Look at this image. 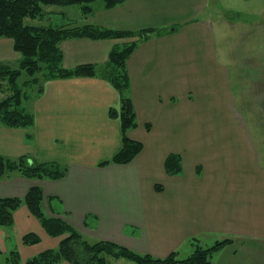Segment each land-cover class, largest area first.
<instances>
[{"label": "crops", "instance_id": "crops-1", "mask_svg": "<svg viewBox=\"0 0 264 264\" xmlns=\"http://www.w3.org/2000/svg\"><path fill=\"white\" fill-rule=\"evenodd\" d=\"M254 1L257 8L237 10L228 0H124L112 7L96 0L87 16L78 5L63 7L66 20L98 28L155 29L126 61L129 87L123 94L132 99L137 122L126 133L143 147L128 163L100 165L122 145L120 120L110 114L121 93L105 72L44 81L28 104L33 124H0V154L56 161L67 172L41 180L11 172L0 179V197H22L39 184L47 214L94 241L111 240L154 256L189 253L192 237L264 243V125H257L249 99H243L228 39L231 22L240 17L251 28L250 19L261 16L264 23V0ZM247 35L242 29L233 39L243 44ZM117 42L64 40L63 66L93 63L107 70ZM19 58L13 40L0 37V63L16 67ZM170 153L181 156L182 170L175 175L164 168ZM29 232L39 234L38 243L23 244ZM55 243L24 204L11 226H0V251L16 249L24 260ZM229 247L216 253L219 264H243L236 252L224 257Z\"/></svg>", "mask_w": 264, "mask_h": 264}, {"label": "trees", "instance_id": "trees-1", "mask_svg": "<svg viewBox=\"0 0 264 264\" xmlns=\"http://www.w3.org/2000/svg\"><path fill=\"white\" fill-rule=\"evenodd\" d=\"M94 1L96 0H0V37L11 38L14 50L20 56L16 67L0 63V91L7 93L0 98V124L10 127H28L33 124V116L27 110L26 103L40 95L44 81L81 76L93 77L99 72L93 63L78 64L71 68L64 67L60 48L62 41L80 37L127 38L120 47H114L110 51L107 70L103 68L102 71L121 93L119 107L112 109L110 114L120 120L122 145L117 153L102 161L100 165L128 163L142 150L143 144L129 138L126 133L129 128L137 124L132 99L123 94L129 87L126 61L137 44L147 39L151 33L155 32V29L124 31L98 28L89 23L77 24L72 19L55 25L39 24L36 21L54 11H48L50 6L63 8L78 5L82 15L87 16L93 10ZM102 1L106 7H112L124 0ZM55 11L65 18L66 13L63 9ZM39 75L40 79H38ZM22 76L24 79L20 82ZM28 85L34 86L35 89L32 99L25 89ZM164 168L170 175L180 173L182 170L180 154H168ZM14 171H18L25 177L39 180L58 179L66 174L67 167L56 161L38 160L30 155L9 158L0 154V179ZM158 188L161 187L158 186ZM22 204L39 220L49 236L59 237L56 247L47 248L27 258L26 264H58L62 260L70 264H108L109 257L124 258L136 264H211L214 254L232 240L230 238L216 239L209 244L202 242L198 237H192L189 239L192 250L185 257L181 256L177 250L165 256H154L134 251L111 240L88 241L73 226L45 212L44 195L39 184L29 187L22 197H0V226L9 227L13 224L14 212ZM39 240V236L34 232L26 233L22 237V242L25 244H34ZM18 258L16 249L8 253L0 251V259L5 260L4 264H18L20 261Z\"/></svg>", "mask_w": 264, "mask_h": 264}, {"label": "rangeland", "instance_id": "rangeland-1", "mask_svg": "<svg viewBox=\"0 0 264 264\" xmlns=\"http://www.w3.org/2000/svg\"><path fill=\"white\" fill-rule=\"evenodd\" d=\"M228 2L235 4L237 10H245V8H257L258 3L254 0H228ZM64 8H60L57 6H50L48 8L49 10H54L52 13H47L44 18L41 20H36L39 24H60L61 22L67 21L66 18H64L61 14L56 13L55 10L60 11ZM71 8L70 11H73ZM69 11V13H70ZM252 13V12H251ZM228 14V13H226ZM247 17H250L248 13H243ZM230 16V15H228ZM234 17V16H233ZM239 17V16H238ZM235 17V18H238ZM231 21H234V19H231V17H228ZM261 18V16H260ZM260 18L250 19L254 20V26L251 28L246 22L249 19H242L241 17L238 19L239 23L231 22L232 28L231 33L228 36L232 51V58L234 57V61L239 64H236V67L239 69L236 70L240 74L241 80H242V94L243 99L248 100L245 101L249 107L252 109L251 112L255 115L257 125L262 126L264 125V23L261 21ZM29 21V20H28ZM35 21V22H36ZM79 24H84L79 19L76 20ZM244 30V32L249 33V38H246V41L244 40L243 44L238 41H234L233 35L236 33H240V30ZM249 29V30H248ZM234 33V34H232ZM253 38L254 41H251ZM118 42L115 45V47H120L121 43L127 41V38H117ZM243 49V50H241ZM236 56V57H235ZM63 65V63H62ZM243 68V69H242ZM103 71L102 67L99 69V72L101 73ZM24 76V75H23ZM20 77V82L24 79V77ZM40 75L38 76V79H40ZM235 75L232 78L233 84L236 83V78H234ZM237 77V75H236ZM26 91L28 92V96L30 99L34 98L35 89L34 86L28 85L26 88ZM7 93H3V91H0V98L3 96H6ZM31 101L26 103V108L28 109V104H30ZM244 102V103H245ZM61 219V218H60ZM63 220V219H62ZM65 221V220H63ZM66 222V221H65ZM81 233V232H80ZM37 236H39L38 233H36ZM84 238H86L88 241H94L92 238H88L86 235L82 234ZM54 237V236H51ZM40 238V236H39ZM59 241V237H56ZM245 238H232L231 243L228 244L230 246L229 248H226L223 254L224 257H231L232 253L236 252L235 258L240 260L243 264H264V243H260L259 246L250 244L251 242L248 241ZM38 243V242H37ZM211 242H209L210 244ZM24 244V243H23ZM33 243H30L32 245ZM36 244V243H34ZM57 244L55 243V246L47 247V248H54ZM46 248V249H47ZM223 249V248H222ZM45 249H42V251ZM40 251V252H42ZM10 252V251H8ZM7 252V253H8ZM39 252V253H40ZM181 256H187L189 253H186L185 250H181ZM218 253V252H216ZM214 254L213 260L211 264H219L220 257H217V254ZM229 253V254H228ZM38 254V253H37ZM18 255L20 261L18 264H26L25 260L21 258V253L18 251ZM5 256V255H3ZM35 256V255H33ZM32 257V256H31ZM222 256V258H224ZM30 258V257H28ZM221 258V260H222ZM234 258V259H235ZM109 262L108 264H133L134 262L125 260L123 258H108ZM220 260V261H221ZM0 262L4 264L5 260L0 259ZM136 264V263H134Z\"/></svg>", "mask_w": 264, "mask_h": 264}]
</instances>
